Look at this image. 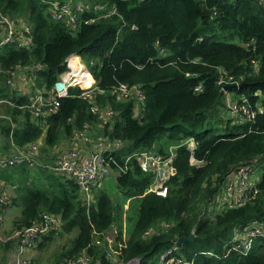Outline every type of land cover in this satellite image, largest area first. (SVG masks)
<instances>
[{
	"label": "trees",
	"instance_id": "trees-1",
	"mask_svg": "<svg viewBox=\"0 0 264 264\" xmlns=\"http://www.w3.org/2000/svg\"><path fill=\"white\" fill-rule=\"evenodd\" d=\"M90 1L114 4L118 13L83 23L74 31L63 21L52 19L47 4L40 0H0V10L23 18L32 37L27 47H0L1 95H10L17 103L27 99L1 83L7 69L42 62L37 84H49L64 69L65 56L76 52L92 71L97 87L105 90L94 93L96 103L115 111L105 119L92 113L90 102L78 95V86L70 87L69 94L60 99L58 111L43 119L5 105L2 111L14 122V141L22 144L41 137L45 150L89 122V133L97 129L95 138L108 136L122 142L105 155L112 157L110 168L118 170L115 179L123 194L141 195L129 236L117 235L121 241L117 255L123 260L137 257L140 264H159L158 254L175 245V253L192 259V264H264L261 238L255 239L246 254L231 251L218 257L204 252L222 255L234 225L264 219V110L253 120L227 115L223 131L214 132L221 120L219 109L226 108L223 83L218 82L221 74L241 84L228 93L242 92L254 107L260 104L264 108V1ZM120 81L139 84L143 103L133 97L116 99L108 89ZM198 84L201 89L196 90ZM9 130L10 120L0 117V135L6 145ZM162 133L171 143L190 137L194 141L192 150L183 142L176 144L171 156L175 172L166 181V195L147 189L152 171L141 170L135 156L126 159L133 152L154 149L168 156V149L155 146ZM191 156L200 163H192ZM242 162L252 171L261 170L258 194L243 205L214 210L225 178ZM32 168L0 169V179L15 192L10 206L20 203V212L8 231L29 224L40 210L58 213L62 219L59 233L72 229L76 233L56 262L85 250L110 264L102 249L92 243L115 219L109 195L94 188L93 200L86 203L71 178L34 167L37 173L29 179ZM191 230V240L175 243L178 236H187ZM54 235H44V240ZM13 244L10 239L0 246L6 252Z\"/></svg>",
	"mask_w": 264,
	"mask_h": 264
},
{
	"label": "built area",
	"instance_id": "built-area-1",
	"mask_svg": "<svg viewBox=\"0 0 264 264\" xmlns=\"http://www.w3.org/2000/svg\"><path fill=\"white\" fill-rule=\"evenodd\" d=\"M40 1L47 4L49 15L52 19L63 21L72 30H75L83 23L88 24L118 13L114 4L106 5L101 1ZM31 43L30 25L23 18L13 17L0 10V47L5 44L27 47ZM160 51L163 52V48ZM63 64L65 65L64 69L58 72L49 84L45 82L37 84V70L44 66L42 62H33L26 65L16 64L6 70L7 76L1 83L7 85L10 91L16 90L15 93L18 96H25L27 99L17 103L11 99L10 95L0 94V117H6L10 120L8 145L5 144L3 136L0 135V169L13 166L42 167L55 173L63 174L77 184L82 198L86 203H89L92 200L93 189L100 184L110 170L112 157L105 155V153L120 147L122 142L117 139H111L108 136L91 138L88 131L90 124L86 122L83 129L75 130L70 136L71 144L68 148L61 149L56 154L44 159L42 158L43 151L40 147V139H33L22 144L14 141L12 137L14 122L9 114L2 111L5 105L17 106L19 109L28 110L33 119H43L58 111L60 99L69 94L70 87L78 86L81 89L78 95L90 102V111L97 113L103 119L110 118L115 111L108 105L99 106L96 103L93 98L94 93L105 90L97 87L92 71L81 55L76 52L70 53L65 56ZM222 71L220 70V72ZM16 74L29 87L26 86L22 90L14 87L13 78ZM218 82L223 83L224 102L229 117L234 119L242 117L253 120L258 113L263 112L264 108L262 105L259 104L254 107L245 95L237 99L229 97L226 86L233 83L239 84L230 75L224 77L221 74ZM18 85L19 82L16 83V86ZM194 88L196 90L201 89V85L198 84ZM108 91L113 93L118 100L133 97L139 104L143 103L144 93L139 84H129L120 81L112 85ZM190 138L193 140L192 137ZM186 145L191 150L194 148V144L190 146L187 143ZM172 155V151L168 156L163 157L155 151L142 150L131 153L126 159L130 158V156H135L141 170L145 172L152 171L154 174L153 180L147 189L159 195H166V181L169 175L175 172V168L171 164ZM194 160L195 163H200L199 160L191 156L190 161ZM253 172L255 171H252L248 163L242 162L233 172L228 174V182L226 184L223 183L222 191L218 194V197L223 199L221 204L224 205L218 212L227 207L243 205L256 197L260 186L258 185L259 180L251 181ZM12 196L10 187L0 179V243L10 239L14 241L13 246L6 252L7 255L3 260V264H35L30 250L37 245L44 235L50 233L58 234L61 230L62 219L58 213L40 210L29 224L8 231L6 212L12 202ZM216 205L219 206L218 203ZM117 235H119V228H112L109 232L105 231L102 235H96L92 243L102 249L106 258L109 261H113L112 264H140V260L137 257H131L127 260L118 257L116 247L121 244V241L117 239ZM257 238L264 239V219H255L234 225L229 239L224 244L225 250L222 255L216 254L213 250H205L204 252L218 257L226 256L231 251L246 254L252 249ZM175 248L176 246L173 245L162 250L158 254L159 264H192V259L178 255L175 253ZM55 264L104 263L101 257L84 251Z\"/></svg>",
	"mask_w": 264,
	"mask_h": 264
},
{
	"label": "rangeland",
	"instance_id": "rangeland-1",
	"mask_svg": "<svg viewBox=\"0 0 264 264\" xmlns=\"http://www.w3.org/2000/svg\"><path fill=\"white\" fill-rule=\"evenodd\" d=\"M75 31V30H74ZM232 41L235 42H239V40L237 38H231ZM14 81V87H16L18 90H22L23 88H25L26 86H28V84L23 81V79L21 77L18 76V74H16L13 78ZM19 82V85L16 86V83ZM244 93L242 92H235L234 90H232L229 93V97H231L232 99H237L240 98ZM228 112L226 110L225 107L220 108L219 109V114L218 116L221 118V120L216 124L217 128L214 130L215 133L217 132H222L223 131V124L225 123V119H227ZM97 129H93L92 130V134L90 133V137L94 139V135ZM37 139V138H36ZM38 139H40L41 141V137H38ZM172 142H176V141H172ZM180 142H183L185 144H189L190 146H192L194 144V141L191 140V138H187V139H183ZM178 142V143H180ZM176 143V144H178ZM71 144V138L70 137H65L62 138L61 140H59L56 145L52 146V147H48L47 149L43 150V155L42 158L47 159L50 156L56 154L58 151H60L61 149H65L68 148ZM175 143H171L170 140L167 139L166 133H162L160 135V137L156 140L155 142V146L158 145H162L164 146L166 149H168L169 152H174ZM43 145V141H41V145L40 147H42ZM156 149H154L153 151H155ZM157 154V151H155ZM161 155V154H160ZM193 163H195V160L192 161ZM37 173V170L33 167L32 169H30L29 171V179L34 177ZM118 173V170L116 168H110V170L108 171L107 175L103 178V180L100 182V184L95 188L96 189H102L104 190L110 197L111 202L115 208V219L113 220V222L111 223L110 227L107 229V232L111 231L112 228H119V233L121 234L122 238H127L129 236V231L131 229V227L133 226V223L136 219L137 213H138V206H139V201L141 198V195H134L131 197H127L123 194V189L117 184L116 182V174ZM56 175H59V173H55ZM261 176V170H256L255 172H253L252 176H251V181L255 182L258 181L259 178ZM228 177L225 179L224 184H226L228 182ZM225 193V191H224ZM12 194H15V192H12ZM93 192H92V200H93ZM222 197H218V205L216 206V211H219L222 206H224L223 204H221L222 201ZM214 208V210H215ZM20 212V203L17 202L16 204H13L10 206L8 212H7V226L10 229V225L12 222L13 217H16ZM117 226V227H116ZM8 229V230H9ZM76 233L75 229L71 230L70 232H61L58 234H55L54 236H52L50 238V240L48 242H46L45 244H43L38 250L39 252L36 251L37 255H39V259L37 260H33L35 264H55L58 263L56 262L59 257L58 254L62 251V249L66 246H69L72 240V237L74 236V234ZM85 251V250H84ZM82 251V252H84ZM7 252V251H6ZM4 247L0 246V263L3 261V256L6 254ZM78 255V254H77ZM76 256V255H75ZM71 258V257H70ZM69 259V258H68ZM66 260V259H65ZM63 261V260H61ZM113 261H110V264H112ZM159 263V261H158Z\"/></svg>",
	"mask_w": 264,
	"mask_h": 264
},
{
	"label": "water",
	"instance_id": "water-1",
	"mask_svg": "<svg viewBox=\"0 0 264 264\" xmlns=\"http://www.w3.org/2000/svg\"><path fill=\"white\" fill-rule=\"evenodd\" d=\"M241 84H229L226 86L227 89H231V88H237L239 87ZM194 236V232L191 230L190 233L187 235V236H178L176 239H175V243L176 244H179L181 242H185V241H189L193 238Z\"/></svg>",
	"mask_w": 264,
	"mask_h": 264
},
{
	"label": "crops",
	"instance_id": "crops-1",
	"mask_svg": "<svg viewBox=\"0 0 264 264\" xmlns=\"http://www.w3.org/2000/svg\"><path fill=\"white\" fill-rule=\"evenodd\" d=\"M41 141H42V138H41ZM41 149H42V147H41ZM12 191V190H11ZM13 192V191H12ZM9 208H10V206L8 207V210H9ZM8 210H7V212H8ZM6 212V213H7ZM50 240V238L49 239H47V240H44V236L40 239V241L37 243V245L32 249V250H30V254H31V256H32V259L33 260H36V262H37V260L39 259V255H37V253H36V251L37 252H39V248L43 245V244H45L46 242H48ZM41 241H43V243H41V244H39ZM4 260V259H3ZM38 263V262H37ZM0 264H3V261L0 263Z\"/></svg>",
	"mask_w": 264,
	"mask_h": 264
}]
</instances>
